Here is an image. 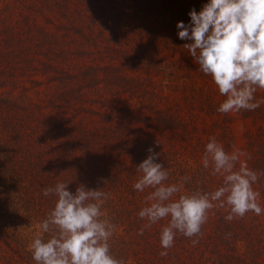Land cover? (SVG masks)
<instances>
[{
    "label": "trees",
    "instance_id": "1",
    "mask_svg": "<svg viewBox=\"0 0 264 264\" xmlns=\"http://www.w3.org/2000/svg\"><path fill=\"white\" fill-rule=\"evenodd\" d=\"M69 1L0 0V264H37L29 245L37 234L45 241L51 238L40 224L58 199L45 197L42 190L57 183L69 184L72 193L83 184L108 194L101 219L116 226L110 253L126 264H264V255L258 256L261 247L255 246L258 234L252 235L254 223L227 221V212L215 210L202 226V236L177 233L167 250L160 234L170 217L150 226L139 218V211L154 202L146 200L153 188H133L142 176L136 167L147 158V149L161 154L157 162L169 173L165 184L181 189L172 201L197 191L213 192L224 182L213 174L211 163L204 169L205 145L215 137L224 149L231 146V118L220 114L219 105L204 98L201 88L183 95L184 106L163 103L167 96L155 81L145 82L150 72L144 67H160L164 58L151 40L128 42L127 31L114 19V0H77L76 8L88 9L78 10L76 25L65 32L79 45V53L93 48L112 55L116 63L70 65L67 54L73 50L60 40L65 32L54 33L39 22L40 17L49 21L45 8H71ZM57 13L67 15L64 10ZM168 61L167 67L180 69L174 78L206 77L195 63ZM35 62L65 88L42 103L24 92L30 71L37 69ZM97 90H102L98 97L83 98ZM254 95L264 98V89ZM105 101L115 112L105 109ZM94 105L103 109L95 111ZM194 109L212 121L200 125ZM239 113L259 123L247 136V162L257 173L253 186L264 208V104ZM193 239L199 240L195 246ZM161 251L168 255L160 256Z\"/></svg>",
    "mask_w": 264,
    "mask_h": 264
},
{
    "label": "clouds",
    "instance_id": "2",
    "mask_svg": "<svg viewBox=\"0 0 264 264\" xmlns=\"http://www.w3.org/2000/svg\"><path fill=\"white\" fill-rule=\"evenodd\" d=\"M188 16V24L177 23L178 38L187 41L183 48L188 49L199 71L210 76L226 97L217 111L228 114L258 109L264 104V98L254 95L264 89V0H207L199 11L192 8ZM147 152V158L136 167L142 176L133 188L139 192L154 189L146 198L154 202L139 211L140 219H147L150 226L170 217L160 234L162 248H172L177 233L186 238L202 236L213 202H219L221 208L229 207L227 221L243 218L249 211L257 216L264 212L257 203L260 194L252 187L258 181L257 173L246 163L233 171L243 153L237 150L229 154L215 137L205 145L202 163L204 169L211 163L213 174H224L223 186L210 193L180 195L175 201L171 198L180 187L165 184L169 173L163 163L157 162L161 154L152 147ZM188 179L182 178L185 183ZM68 188L67 183H57L42 190L45 197L55 195L58 199L40 224L51 238L45 241L37 234L29 245L33 259L37 264H126L110 253L109 240L116 226L101 219L108 194L83 184L75 193ZM198 242L193 239V246ZM167 255V251L160 252L162 257Z\"/></svg>",
    "mask_w": 264,
    "mask_h": 264
},
{
    "label": "rangeland",
    "instance_id": "3",
    "mask_svg": "<svg viewBox=\"0 0 264 264\" xmlns=\"http://www.w3.org/2000/svg\"><path fill=\"white\" fill-rule=\"evenodd\" d=\"M74 1L75 4H73V1H69L71 2V5H69L71 8H45V16H48L49 21L43 17H40V24L47 30H52L54 33L65 32L66 29L72 24L75 26L76 13L78 10L83 11L84 9L88 8H76L77 0ZM206 2L207 0H114V3H112L114 8H111V10L115 14L114 19H116V22L120 24L121 30L127 31V35L124 36L129 37L128 42L131 44H138L142 41L151 40L157 46L155 49L158 51V56H161L165 59L162 60L160 67H157V65L154 64H149L148 67H144L145 71L150 72V76L147 75L150 80L146 79L145 82H150V84H152L151 80L155 81L154 85L156 88L162 90V92L167 96V99L163 102L165 105L179 104L184 106L182 100L183 95L188 94L197 88H201L204 98L210 97L212 98V101L218 105H220L226 99L225 96H222L219 93L218 86L214 83L211 77L206 76L203 78L192 76V79L189 81L183 78H174V76H177L178 70L180 69H172L171 67H167L165 64V62L168 60L169 61L167 64L171 61L176 63H194V60L190 56L188 49L183 48V44L187 41H181L178 38V30L176 26L177 23L181 21H183L185 24H188L190 20V17L188 16L189 11L192 8H195L197 11H199L201 5ZM182 8L185 10L184 19L181 17ZM94 9L99 10V8ZM59 10H64L67 15H59V13H57ZM62 26H64V29H62ZM71 39L72 36L68 33V31L65 32L60 38L61 43L64 41L66 44H68L69 48L73 50V53L67 54V61L70 65L73 63L78 64V62H80L81 66L90 63H116L112 55L101 53V51L93 48L91 51L79 53V45L71 41ZM86 48L88 49L89 47ZM35 65L37 66V69L30 71V81L26 82L25 86L27 87V90L24 92H27L28 96L34 101L41 102L44 100L46 102L49 97L58 96L65 88L63 84L57 80H55V82L54 80L52 81V75L45 73L38 62H35ZM142 74V79H145L146 77L144 73ZM101 91L102 90L88 91L83 95V98L86 96L98 97V94ZM105 102V104H107L105 109L108 112L112 110L115 112V109L110 107V103L108 104V101ZM194 104L195 106H198L196 101ZM94 107L95 111L103 109L100 107L98 109L97 105H94ZM68 112H71V110H68ZM193 113L199 114L200 118L197 120V122L200 125L203 120L205 124H209L212 121L210 117L203 115L202 112H198L197 109H194ZM66 115L70 116V113H66ZM226 115L227 117L231 118L230 128L233 136V142L229 148H225V151L229 154L237 150L243 153V155L240 156L236 167L233 169V171H238L240 163H246L248 166V148L246 144L247 136L250 132L256 131V126L259 123L255 122L253 118L244 117L235 111ZM155 134L157 136L160 135L158 132ZM204 137L205 136H203V138ZM219 143L223 145L222 142ZM219 177L222 178V181L224 182V174H219ZM252 187L255 192H258L253 185ZM257 203L262 209H264L261 205L259 196L257 198ZM214 205V208L208 212L209 218L213 217L215 210H221L223 212H227V215L229 214L230 209L227 205H225L223 208L218 206L219 202H215ZM234 219L241 223L243 221L245 224L254 223V226H256V231L253 229L252 235L255 236L258 234L259 241L255 246L259 245L261 247L258 248V256H263L264 212L257 216L253 212L249 211L243 218L235 217Z\"/></svg>",
    "mask_w": 264,
    "mask_h": 264
}]
</instances>
